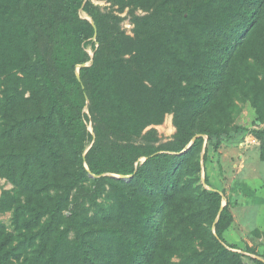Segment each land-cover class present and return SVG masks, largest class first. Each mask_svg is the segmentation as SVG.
I'll use <instances>...</instances> for the list:
<instances>
[{"label":"trees","instance_id":"trees-1","mask_svg":"<svg viewBox=\"0 0 264 264\" xmlns=\"http://www.w3.org/2000/svg\"><path fill=\"white\" fill-rule=\"evenodd\" d=\"M109 1L132 36L92 0H0V264H264L205 171L239 101L264 161V0Z\"/></svg>","mask_w":264,"mask_h":264},{"label":"rangeland","instance_id":"rangeland-1","mask_svg":"<svg viewBox=\"0 0 264 264\" xmlns=\"http://www.w3.org/2000/svg\"><path fill=\"white\" fill-rule=\"evenodd\" d=\"M92 2L99 5L102 10L114 9V13L122 17L121 28L127 35H133L134 25L128 11L129 7L118 11L117 6L112 7L109 0ZM135 13L144 14L145 11L136 9ZM81 16L87 17L84 12H81ZM86 49L92 53L91 45L88 44ZM238 105L232 127L242 126L246 129L239 130L234 134L233 141L222 142L216 151L210 153V163L207 164L205 171L214 189L222 191V204H228L233 217L224 234L225 242L234 244L240 251L252 248L253 256L264 260V204L260 202L264 199V161L259 158L260 141L249 132L250 129L256 128L253 110L248 102L239 101ZM261 126H264V123ZM88 128L92 129L90 123ZM150 128L156 130L158 142L170 140L175 133L172 114H166L161 123L149 125L144 132ZM132 140L136 143L142 142L140 138ZM205 171L202 168V184ZM11 187L10 182L0 178V193L2 189ZM0 222L10 228L11 212H0Z\"/></svg>","mask_w":264,"mask_h":264},{"label":"water","instance_id":"water-1","mask_svg":"<svg viewBox=\"0 0 264 264\" xmlns=\"http://www.w3.org/2000/svg\"><path fill=\"white\" fill-rule=\"evenodd\" d=\"M88 17V16H87ZM88 19L93 23V21H92V19L90 18V17H88ZM77 67H79V66H77ZM77 76H78V73H77ZM79 77V76H78ZM195 137H193V139H194ZM192 139V140H193ZM192 142V141H191ZM191 142L189 143V145L191 144ZM91 176H95L94 174H90ZM116 177H118V178H128L129 176H124V175H115ZM204 184V186H205V188H208V189H211V187H208L206 184H205V182L203 183ZM225 204H222L221 205V209H222V207L224 206Z\"/></svg>","mask_w":264,"mask_h":264}]
</instances>
